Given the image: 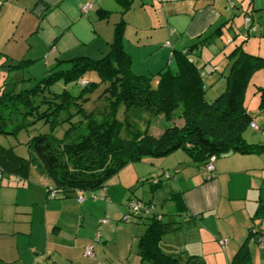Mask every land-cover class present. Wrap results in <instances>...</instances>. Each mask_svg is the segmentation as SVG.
<instances>
[{
	"label": "crops",
	"instance_id": "1",
	"mask_svg": "<svg viewBox=\"0 0 264 264\" xmlns=\"http://www.w3.org/2000/svg\"><path fill=\"white\" fill-rule=\"evenodd\" d=\"M246 1L0 0V62L34 63L43 58L49 70L76 57L106 55L114 26L122 19L123 49L130 57L132 73L137 74L132 63L138 56L146 52L150 56L156 54L157 47L164 44L162 54L171 58L174 51H184L219 26L221 31L233 29L234 17L243 18L249 12L256 29L248 39L257 37L252 41L261 48L264 0ZM86 3L92 7L81 13V6ZM247 3L250 10L245 9ZM102 11L108 12V17L100 19L98 13ZM239 36L242 41L243 34ZM227 44L232 43L227 40ZM235 45L236 41L232 46ZM262 47L264 52V44ZM257 155L222 156L215 160L213 177L182 151L149 163L153 170L149 192L159 191L161 197L160 200L157 194L160 201L159 205H153L155 214L170 224L159 243L164 255L180 258L182 262L195 256L203 264H228L246 243L252 264H264V249L257 243L260 235L247 239L251 228L264 232L263 227H256L253 222L258 200L264 197V179L258 178L257 165H253L257 164ZM132 165L116 174L113 188H107V184L95 193L96 199L85 197L80 203L75 197L50 199L46 179L37 174L21 181L0 174V264H101L106 259L103 252H93L89 258L85 249H101V243L106 244L110 234H123L118 225L100 222L105 217H124L120 202L124 201L125 206L132 199L130 195L126 197L132 182H142ZM174 194L180 195L184 206L179 216L169 201ZM152 202L150 199L146 203ZM167 204L166 213L170 217L164 221L166 213L162 208ZM123 221L131 223L127 217ZM140 236H134L136 250ZM224 239L227 244L222 250L219 241ZM142 263L136 251L133 264Z\"/></svg>",
	"mask_w": 264,
	"mask_h": 264
},
{
	"label": "trees",
	"instance_id": "2",
	"mask_svg": "<svg viewBox=\"0 0 264 264\" xmlns=\"http://www.w3.org/2000/svg\"><path fill=\"white\" fill-rule=\"evenodd\" d=\"M98 14L100 19L109 15L106 11ZM249 14L243 16L244 39L227 56L225 88L212 101L205 99L203 68L188 56L199 54L210 45L222 34V26L184 51H174L170 58L174 69L166 65L148 78L131 71L130 57L122 45L125 23L121 19L114 26L110 50L100 59L76 57L59 62L30 89L4 83L7 87L0 89V134L16 136L40 123L48 126V133H37L22 143L25 157L0 146V174L21 181L27 180L32 169L46 179L48 195L54 194L50 199H63L103 190L109 178L143 157L161 159L182 151L204 170L212 160L213 175L206 173L213 177L215 160L222 156L260 154L264 147L244 138L249 124L254 123L242 104L245 86L252 74L264 72V57L242 50L243 43L256 29ZM245 17L250 20L246 30ZM30 63L5 61L0 62V69L17 71ZM89 73L96 75L97 82L86 78ZM59 83L62 89L56 90ZM73 84L80 87L77 95L66 88ZM258 91L259 108L264 112V86L258 87ZM159 116L166 126L160 135L153 136L150 128ZM174 120L180 124L176 125ZM169 201L177 216L181 215L184 206L180 195H172ZM127 215L146 220L137 241L140 262L203 264L195 256L182 262L161 252L159 243L170 224L162 222L155 213ZM255 218L264 219V197L258 200ZM256 234L263 236L264 232L251 228L247 239ZM228 264H252L246 243Z\"/></svg>",
	"mask_w": 264,
	"mask_h": 264
},
{
	"label": "rangeland",
	"instance_id": "3",
	"mask_svg": "<svg viewBox=\"0 0 264 264\" xmlns=\"http://www.w3.org/2000/svg\"><path fill=\"white\" fill-rule=\"evenodd\" d=\"M246 2H248V0ZM247 7H249L248 3L245 9H248ZM240 18L241 16L234 17V23L236 24V26H234L233 29H224L222 31V34H220L219 37H216L214 39L215 44H211L210 47L206 49L202 48L199 54L192 53L189 54L188 56L189 60H191L193 63L203 68L202 75L204 77L205 87L207 88V93L205 97L207 101H212L225 88V77L228 73L227 56L228 54H230V52L233 49L232 45L234 41H236V44L241 43V41L239 40L240 38L239 34H242L243 31V25H242L243 18L241 19ZM262 23H264V20H262ZM255 38L257 37L252 36L247 40V42L249 43L247 44L246 42L243 43L242 50L247 53H254L255 55L257 54L264 57L263 54L264 52L262 47L264 41L262 42L261 48H257L255 44L256 41L255 42L252 41ZM227 40L230 41L232 44L231 45L227 44ZM164 48L165 45L160 44L157 47L156 54H153L154 56L153 55L150 56V54L146 52V54L142 56H138L137 60L132 59L133 68L137 73L134 75L144 76L149 78L151 76H154L160 69L164 68L166 65H168V67L170 66V68H174L173 59H170L169 55L168 56L166 55L165 57L162 54ZM167 48L169 52L170 48L169 47ZM103 56L104 54L92 56L94 58L91 59L97 60ZM148 58H151V60L148 61ZM47 66L42 58L34 63H30L26 66L24 65L23 67L19 68L17 71H12V70L5 71L3 69H0V89L10 85L14 87L16 86V88L18 89H30L36 84L38 80H40L42 77L45 76V74H47V71H49L46 68ZM86 76L87 79L93 82H97L96 75L94 73L86 74ZM4 83L7 86H5ZM263 86H264V72L257 71L254 74H252L245 86V90L242 97V104L245 107L246 111L252 116L255 125L258 127L257 131H252L251 129L248 128L244 133L245 140L248 143L262 145L264 147V112H261L259 108L260 92L258 91V87H263ZM54 88L56 90L62 89L60 83L57 84ZM66 88L70 90V92L73 95H77L80 91V87L76 84L69 85ZM101 89L102 88H99V90ZM175 124L179 125L180 123L179 121H175ZM164 126H166V121L162 116H159V118L151 126L150 133L153 136H158L162 133ZM61 131L62 129L58 131L59 135L62 134ZM37 133H48V126L40 123L32 128L29 127L27 131L24 130L20 131L16 136L0 134V146L5 149L12 148L14 154L21 157H25L26 148L23 144L24 142L27 141L29 137H31L32 135H36ZM257 158H259L257 164H253V165H257L258 167V168L256 167L257 169L256 174L258 178L260 176L262 179H264V148L262 149L261 153L257 155ZM154 161L155 159L151 157H143L141 161L137 163H133L134 165L131 164L137 170V175H138L137 179L142 178L141 179L142 182L139 183L136 180L134 181V183L132 182V186L129 189L130 191L128 192L126 191V197L130 195L133 200L137 199L138 201L143 203H146L148 200L151 199L153 201L152 205L155 206L159 205V201L161 200L160 192L157 191L160 200L159 198H157V194L153 192H149L150 181H151L150 175L153 171L151 170V164L149 163ZM29 175L36 176V173L32 169H30ZM115 179H116V175L108 179L106 183V185L108 184L107 188L109 189L113 188L111 184H113L112 180ZM99 192L101 191H98L97 194ZM120 206L122 207V211H123L122 215L125 214L124 217H127L129 219V222L131 223L129 224L124 223L123 221L124 217L121 216H120L121 218L120 217L113 218L111 216L105 217L108 223L112 224V227L114 226V224L118 225L119 227H121L120 229L124 232L123 234H118V233L110 234L108 236V240L106 244L101 243L100 245L101 249L98 248H95V250L93 249V252H96L98 254L99 253L101 254L103 252L104 255L106 256L107 260L103 259V261H100L101 264H133V258L135 259V255L137 251L136 242H135L136 238L134 236L137 235L140 236L144 232L143 224L146 223V220L144 219L135 220L132 216L127 215L128 212L126 206H124V201L120 202ZM162 210L163 213L168 212L169 210L168 204L164 205ZM164 215H163V220L166 221L170 216L168 213ZM253 222H256L257 224L256 227L259 225L260 227L264 228V220L255 218ZM124 243H126L125 246L123 245ZM254 246L255 245L252 244V247ZM142 264H148V263L144 262Z\"/></svg>",
	"mask_w": 264,
	"mask_h": 264
},
{
	"label": "built area",
	"instance_id": "4",
	"mask_svg": "<svg viewBox=\"0 0 264 264\" xmlns=\"http://www.w3.org/2000/svg\"><path fill=\"white\" fill-rule=\"evenodd\" d=\"M154 1H159V0H154ZM228 5L231 7V3L228 2ZM91 4H83L81 6V13H86L88 12V10L91 9ZM249 18L248 17H245L244 18V30L247 29L248 27V24H249ZM249 128L252 130V131H257L258 130V127L253 123L251 122L249 124ZM212 160L211 162L205 167V170L208 174H210L211 176L213 175V164H212ZM50 198H54V194H50L49 195ZM85 197H89L90 199H96L97 196L95 194H77L76 195V201L78 203L82 202ZM126 208H127V212L134 215V216H138V215H141V216H150L152 214L155 213L154 211V206L152 204H148V203H143V202H140L138 200H129L127 203H126ZM160 217L158 216V219ZM101 224H107L108 221L107 219H103L101 220L100 222ZM97 239H98V236H97ZM258 242V245L261 249H264V235L263 236H260L257 240ZM226 244H227V241L224 239V240H221L219 241V246L220 248L223 250L225 247H226ZM85 256L86 257H89V258H92L93 257V249L92 247H87L85 249Z\"/></svg>",
	"mask_w": 264,
	"mask_h": 264
}]
</instances>
